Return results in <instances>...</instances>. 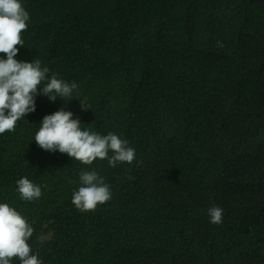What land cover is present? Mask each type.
Listing matches in <instances>:
<instances>
[{"label":"trees","instance_id":"trees-1","mask_svg":"<svg viewBox=\"0 0 264 264\" xmlns=\"http://www.w3.org/2000/svg\"><path fill=\"white\" fill-rule=\"evenodd\" d=\"M21 3L30 20L16 58L75 81L91 106L37 95L35 112L0 135V203L33 226L42 264H264V0ZM60 108L126 139L134 161L42 150L35 133ZM92 170L112 198L81 212L72 195ZM21 177L39 199H21Z\"/></svg>","mask_w":264,"mask_h":264},{"label":"clouds","instance_id":"clouds-1","mask_svg":"<svg viewBox=\"0 0 264 264\" xmlns=\"http://www.w3.org/2000/svg\"><path fill=\"white\" fill-rule=\"evenodd\" d=\"M29 20L21 0H0V54H3L0 55V135L14 132L19 120L35 112L37 95L51 101L59 97L65 103L76 98L82 111L91 108L87 97L74 96L78 89L75 81L69 83L56 74L49 77L50 69L42 66L39 59L16 58L19 47L25 46L22 33L27 31ZM81 124L71 110L60 108L42 118L34 136L35 143L44 151H59L84 165H91L97 159L107 160L111 167L134 161L135 150L126 139L112 132L101 135L82 129ZM79 181L81 186L72 195V204L79 211L94 212L98 205L111 200L110 186L97 171H81ZM16 185V191L25 201L42 196L41 187L27 177L18 179ZM208 215L213 224L223 222V209L218 206L210 207ZM33 233V226L15 207L0 203V264H11L13 259H18L20 264H42L28 243Z\"/></svg>","mask_w":264,"mask_h":264}]
</instances>
